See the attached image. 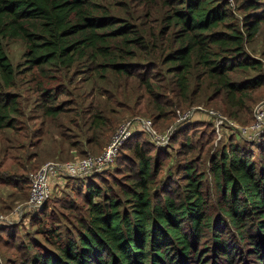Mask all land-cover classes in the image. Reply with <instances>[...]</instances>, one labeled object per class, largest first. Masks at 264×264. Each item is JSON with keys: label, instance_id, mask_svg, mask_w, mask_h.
<instances>
[{"label": "trees", "instance_id": "obj_1", "mask_svg": "<svg viewBox=\"0 0 264 264\" xmlns=\"http://www.w3.org/2000/svg\"><path fill=\"white\" fill-rule=\"evenodd\" d=\"M232 3L0 0V134L13 131L19 116L20 97L9 92L15 72L3 49L11 41L24 46L25 70L34 71L28 82L44 118L66 114L73 105L87 130L105 126L109 134L112 126L100 110L84 111L69 90L95 78L120 93L103 94L106 103H132L133 113L151 123L207 93L227 117L250 115L264 69L244 46L264 24V0ZM233 10L241 13L238 21ZM141 102L143 111H134ZM201 149L183 143L176 156L181 184L171 197L166 185L156 188L157 154L135 144L130 153L136 172L120 185L122 201L107 188L87 191L85 217L75 221L72 236L61 238L53 225L40 227L44 242L21 241L6 264H264V138L254 147L229 138L214 149L205 172Z\"/></svg>", "mask_w": 264, "mask_h": 264}, {"label": "rangeland", "instance_id": "obj_2", "mask_svg": "<svg viewBox=\"0 0 264 264\" xmlns=\"http://www.w3.org/2000/svg\"><path fill=\"white\" fill-rule=\"evenodd\" d=\"M228 3L232 8V0H229ZM232 13L235 21H238L241 13L234 10ZM263 37L264 24H261L259 33L244 46V50L250 58L261 61L264 69ZM3 49L15 72V88L9 92L20 98L18 100L19 116L13 118L15 120L14 130H6L0 134V264H6L11 260L12 255L16 252V246L21 241L24 243L35 239L40 243L44 242L39 234L40 227L53 225L57 235L61 238L72 236L75 221L81 216L85 217L86 208L83 201L87 191H103L107 188L115 193V197L119 201H122L123 197L119 192L120 185L124 183L127 175L136 172L134 157L130 153L135 144L147 147L151 157L157 154L155 159L158 166L155 178L156 188L160 189L159 187L166 185L165 192L174 197L173 191L179 188L182 175L178 168L182 162H179L180 158L176 156L179 151H183L184 142L195 146L202 144L200 169L205 172L214 149L226 143L229 138L237 143L253 147L264 138L263 133L257 143H247L232 128L221 127L220 137L216 140L214 127L218 118L224 119V125L229 121L236 128L249 126L252 110L257 104L264 101V87L253 93V100L248 104L249 110H251L250 115L241 111L237 114L238 118L236 119L227 117L226 113L217 108L219 107L217 100L209 101L210 94L207 93L206 96L200 98L198 103L189 108H182L178 111L179 113L171 112L163 118H156L151 123V118L142 113L141 115L133 113L132 103L124 105L125 103L121 100L116 102L109 100L106 103L103 94L115 98L120 93L117 95L108 82L95 78L91 81L81 82L79 85L72 84L69 90L79 96L76 100L84 111L95 106L100 110L98 113H101V117L109 123V127L112 126V131L109 134H106L105 126L95 131L87 130L86 118L81 120L80 111L73 105L67 108L66 114L61 113L54 119L44 118L41 116L38 102H34L33 84L28 82L30 74H34V71L26 72L25 70L24 46L19 41H11L4 43ZM114 79L110 78V80ZM75 81L78 80L75 79ZM165 96L170 97L169 95ZM62 99H64L63 96L58 101L61 102ZM144 108L145 105L141 102V105L134 108V111L138 109L143 111ZM186 113L189 115L188 118L182 119ZM134 120L138 122L135 124L138 129L144 122H148L147 128L154 134L135 132L137 136L129 140L131 135L125 141L116 163L106 170L62 181L60 179L55 184L56 188L50 184L49 198L40 209L31 212L26 208L27 176L30 173L46 163L66 164L98 156L107 147L115 130L126 123H133ZM93 135H97V140L94 141ZM195 152L196 150L190 152L187 157L195 155ZM252 153L256 155L257 152L253 149ZM99 174L103 175L100 179L97 178ZM205 177L206 181H209L208 176L205 175ZM94 201H98V199H94Z\"/></svg>", "mask_w": 264, "mask_h": 264}, {"label": "built area", "instance_id": "obj_3", "mask_svg": "<svg viewBox=\"0 0 264 264\" xmlns=\"http://www.w3.org/2000/svg\"><path fill=\"white\" fill-rule=\"evenodd\" d=\"M229 1V0H226ZM210 115V113H208ZM186 113L182 119L188 118ZM133 123H126L120 126L113 133L107 147L95 157H87L73 163L60 164L56 162L46 163L33 171L27 176L28 193L26 199V208L31 211H37L42 207L50 195V184L56 188L55 184L58 180H66L67 178L87 176L97 174L106 170L114 163L117 152L122 144L135 132H143L145 134H154L148 126V122H142L140 129ZM224 119L218 118L215 121L216 140L219 139V130L221 127H230L245 142L255 144L264 133V101L257 104L252 110V121L249 126L244 128H236L229 121L224 125ZM62 186V185H61ZM59 186V187H61Z\"/></svg>", "mask_w": 264, "mask_h": 264}]
</instances>
